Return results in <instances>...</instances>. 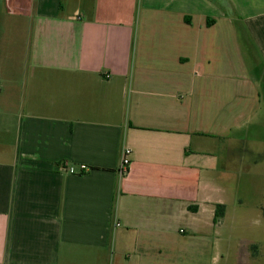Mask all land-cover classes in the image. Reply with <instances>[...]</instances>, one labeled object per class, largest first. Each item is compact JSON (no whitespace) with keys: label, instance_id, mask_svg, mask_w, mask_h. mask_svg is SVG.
Here are the masks:
<instances>
[{"label":"crops","instance_id":"obj_1","mask_svg":"<svg viewBox=\"0 0 264 264\" xmlns=\"http://www.w3.org/2000/svg\"><path fill=\"white\" fill-rule=\"evenodd\" d=\"M3 6L27 22L0 51V264H213L218 147L264 114V0Z\"/></svg>","mask_w":264,"mask_h":264},{"label":"rangeland","instance_id":"obj_2","mask_svg":"<svg viewBox=\"0 0 264 264\" xmlns=\"http://www.w3.org/2000/svg\"><path fill=\"white\" fill-rule=\"evenodd\" d=\"M3 1L0 0V51L23 52L20 26L27 20L8 13ZM2 23L8 24L5 32L1 29ZM252 48L244 44L250 72L258 78L264 57ZM262 82L261 98L264 96V79ZM259 117L258 123L234 134L227 145L218 147L220 167L226 170L229 178L219 183L227 190L223 196L227 207L218 226L213 264H264V114L260 113Z\"/></svg>","mask_w":264,"mask_h":264},{"label":"built area","instance_id":"obj_3","mask_svg":"<svg viewBox=\"0 0 264 264\" xmlns=\"http://www.w3.org/2000/svg\"><path fill=\"white\" fill-rule=\"evenodd\" d=\"M131 154H132V150L127 147L124 148L122 151V159H121V163L118 169V172L121 176L126 175L129 171L130 164H131V159H130ZM64 168L66 169V171H68L71 174L75 173V168L72 166L69 167L65 165ZM80 169H81V172H85L87 170V167L85 165H81Z\"/></svg>","mask_w":264,"mask_h":264},{"label":"trees","instance_id":"obj_4","mask_svg":"<svg viewBox=\"0 0 264 264\" xmlns=\"http://www.w3.org/2000/svg\"><path fill=\"white\" fill-rule=\"evenodd\" d=\"M208 25H211V21H208ZM262 99L264 101V96L263 95H262ZM225 211H226L225 205H222V204H217L216 205L214 223L217 224L223 219V217L225 216Z\"/></svg>","mask_w":264,"mask_h":264}]
</instances>
